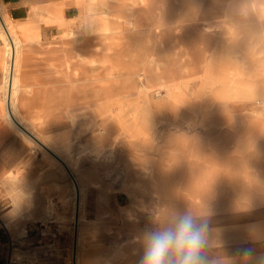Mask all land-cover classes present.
I'll return each mask as SVG.
<instances>
[{"label": "rangeland", "instance_id": "1", "mask_svg": "<svg viewBox=\"0 0 264 264\" xmlns=\"http://www.w3.org/2000/svg\"><path fill=\"white\" fill-rule=\"evenodd\" d=\"M136 3L65 0L70 18L40 17L101 62L85 59L83 109L62 112L75 196L42 153L52 196L19 190L29 214L15 215V201L0 211L19 255L11 264H74L73 253L79 264H139L144 236L182 214L208 224L202 264L264 258V0ZM149 179L159 193L141 189ZM25 218L54 221L34 222L26 243Z\"/></svg>", "mask_w": 264, "mask_h": 264}, {"label": "crops", "instance_id": "2", "mask_svg": "<svg viewBox=\"0 0 264 264\" xmlns=\"http://www.w3.org/2000/svg\"><path fill=\"white\" fill-rule=\"evenodd\" d=\"M0 5L14 39L16 38L18 43L15 55V49H12L15 48L14 42L2 23V17H0V22L12 49L9 86L13 74L14 77H17L16 88L19 90L20 99V103H16V105L19 107L28 130L44 146L40 144L42 151L40 148L34 147L35 154L28 155L31 150V141L23 139L16 133L14 126L9 124L3 116L5 105L8 108L4 81L6 45L0 35V191L4 187L9 188V184L11 185L9 183L11 180L5 177V173L15 167V172L17 170L15 175V215L25 212L29 214L30 211L25 210L30 204L16 192L22 190L27 194V192L31 193L37 190L38 196L42 199L47 195L52 196L50 174H53V170L45 169L46 163L42 161L45 156L42 155V152L55 154L61 160L65 157L62 150H67L65 146L69 142L67 140L68 134L62 127L65 121L62 112L68 109L71 102L75 105L73 109H83L85 59L90 61L88 57L93 56L94 63H100L101 60L95 53L83 54V49L86 47L83 44L84 39L76 36L71 37V35H67L68 38H63L61 29L57 26L43 28L40 24V17L44 16L51 19L59 18V16L64 19L70 18V12L75 7L65 5V0H0ZM14 97L15 93L12 96L15 100ZM42 125L55 128L54 135L43 136L40 131ZM12 181L14 182V180ZM31 194L33 198L34 194ZM2 199L3 197L0 200ZM42 220L47 223L49 228L51 225L48 223L54 221L51 218L47 220L41 218L34 222L41 224ZM19 222L23 225L26 234L23 237L24 242L28 243L30 239L32 242L34 238H30L29 235L32 233L34 222L30 218H25ZM40 237L37 235L35 238ZM5 253L6 237L0 231V264L5 263ZM59 264H64L63 260Z\"/></svg>", "mask_w": 264, "mask_h": 264}, {"label": "clouds", "instance_id": "3", "mask_svg": "<svg viewBox=\"0 0 264 264\" xmlns=\"http://www.w3.org/2000/svg\"><path fill=\"white\" fill-rule=\"evenodd\" d=\"M207 232L206 222H198L191 214L179 215L172 226L144 236L139 264H168L171 254L177 257L175 264H202ZM243 255L251 257L252 251L245 250ZM257 264H264V258H258Z\"/></svg>", "mask_w": 264, "mask_h": 264}, {"label": "bare ground", "instance_id": "4", "mask_svg": "<svg viewBox=\"0 0 264 264\" xmlns=\"http://www.w3.org/2000/svg\"><path fill=\"white\" fill-rule=\"evenodd\" d=\"M132 2V4L134 5L137 1L139 0H130ZM145 1V0H144ZM139 3V2H138ZM142 3V2H141ZM137 4V3H136ZM0 17H2V23L4 24V26L6 27V29L8 30V33H9V36L10 38L13 40L14 42V46L15 48L13 47L12 49H15V55H16V52H17V48H18V43H17V40L16 38L14 39V35L11 31V28H10V25L5 17V15L3 14V11H2V7L0 5ZM10 20V19H8ZM20 33V32H19ZM18 33V34H19ZM0 35L3 37L2 40H4V43L6 45V62H5V66H4V73H5V76H4V81H5V95L7 93V101H8V108L7 106L5 105L4 107V110H3V116L4 118L9 122V124L13 125L14 126V129L16 131V133H18L23 139H28L31 141V150L28 152L29 154L28 155H34V145L35 146H38L40 149H41V146H40V142L31 134V132L28 130L27 128V125H26V122L25 120L23 119L20 111H19V107L16 105L15 103V100L12 98V96L14 95L15 93V89H16V86L18 84V81H17V77H14L13 74H12V82H11V93H10V86H9V82H8V78H9V72L11 70V63H10V59H11V45H10V42H9V39L4 31V28L0 22ZM16 35V34H15ZM39 36V35H38ZM19 37V36H18ZM17 37V38H18ZM1 38V37H0ZM20 41V40H19ZM2 43V44H4ZM23 43V42H21ZM25 43V42H24ZM12 60V59H11ZM5 61V60H4ZM18 64V63H17ZM17 68V67H16ZM7 85H8V88H7ZM4 88V87H3ZM9 96H10V102H9ZM16 97V96H15ZM14 97V98H15ZM5 101V100H4ZM9 103H10V106H9ZM10 107V108H9ZM30 122V121H29ZM37 141H35V140ZM42 145V144H41ZM43 146V145H42ZM44 147V146H43ZM59 148V147H58ZM38 149V148H37ZM57 149V148H56ZM42 151V149H41ZM60 152V151H59ZM70 152V151H69ZM44 153V152H42ZM53 154V153H52ZM46 156H51L53 158L54 161H56L60 167L66 172L67 176H68V179H69V182L71 184V187H72V190H73V194L75 196L76 194V190H75V184L73 182V179L75 180V176L73 175V173L70 171V169L67 167V163L64 162V160L58 158L55 154H53L55 157H53V155H51V153H45ZM70 155V154H69ZM23 161V160H22ZM67 165H66V164ZM142 166V170H147L148 167L145 166L144 164L141 165ZM17 172V170H16ZM16 172H15V167L14 168H11L9 169L6 173H5V177L9 178L10 180H14V184H15V175H16ZM38 176V175H37ZM152 178V177H151ZM155 181L149 179L148 181H145V183H139V186L141 187V189H147V186H149L152 191H156L159 193V190H158V186L157 184L154 183ZM157 183V181H156ZM11 187V186H10ZM13 194L12 195H7L5 197H3L2 200H0V211L4 209V205L6 204V202H12V201H15V187L14 189L12 190ZM8 194V193H7ZM76 201V200H75ZM80 203V202H79ZM15 205V204H14ZM12 213V212H11ZM15 213V212H14ZM8 214V213H7ZM3 216V215H2ZM7 216V215H6ZM13 215H11L12 217ZM2 218V217H1ZM10 220V218H9ZM9 220H3L4 222H2V225L4 228L8 229V227L10 225H8L10 223ZM62 223V222H61ZM175 223V220L172 221V220H169L165 223L164 227L162 225V230L167 228V227H170L172 226L173 224ZM75 224V223H74ZM76 228V227H75ZM46 229V228H44ZM75 230V229H74ZM253 234L252 231L250 232V235ZM74 239V238H73ZM74 245V244H73ZM72 244L70 246V250H69V254H70V257L72 258ZM11 257L13 259H15V261L17 262L18 261V253H17V247H13L12 249V253H11ZM10 257V258H11ZM21 260H24L23 258ZM26 260V259H25ZM64 260V259H63ZM12 261V260H11ZM20 261V260H19ZM73 261H74V264H79V260H78V257L75 253V257H74V253H73ZM21 262V261H20ZM64 262V261H63ZM18 263V262H17ZM30 264V263H29ZM70 264H73L72 260H70ZM104 264V263H103Z\"/></svg>", "mask_w": 264, "mask_h": 264}, {"label": "built area", "instance_id": "5", "mask_svg": "<svg viewBox=\"0 0 264 264\" xmlns=\"http://www.w3.org/2000/svg\"><path fill=\"white\" fill-rule=\"evenodd\" d=\"M7 241H6V253H5V263L4 264H11V260L9 258V253L12 250L13 246H15L14 239L9 235L7 232Z\"/></svg>", "mask_w": 264, "mask_h": 264}, {"label": "water", "instance_id": "6", "mask_svg": "<svg viewBox=\"0 0 264 264\" xmlns=\"http://www.w3.org/2000/svg\"><path fill=\"white\" fill-rule=\"evenodd\" d=\"M75 227H76V224H75Z\"/></svg>", "mask_w": 264, "mask_h": 264}]
</instances>
